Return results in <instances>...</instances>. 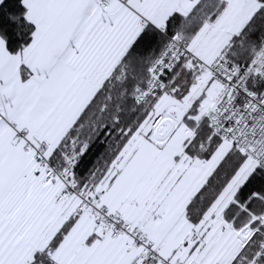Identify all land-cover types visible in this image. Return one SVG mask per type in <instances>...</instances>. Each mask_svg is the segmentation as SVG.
<instances>
[{"label": "snow or ice", "instance_id": "1", "mask_svg": "<svg viewBox=\"0 0 264 264\" xmlns=\"http://www.w3.org/2000/svg\"><path fill=\"white\" fill-rule=\"evenodd\" d=\"M0 264H264V0H0Z\"/></svg>", "mask_w": 264, "mask_h": 264}]
</instances>
